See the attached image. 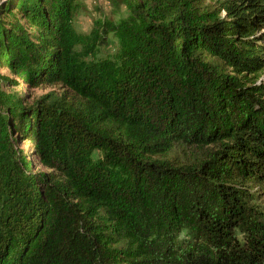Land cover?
Returning a JSON list of instances; mask_svg holds the SVG:
<instances>
[{
	"label": "trees",
	"instance_id": "obj_1",
	"mask_svg": "<svg viewBox=\"0 0 264 264\" xmlns=\"http://www.w3.org/2000/svg\"><path fill=\"white\" fill-rule=\"evenodd\" d=\"M87 1L0 6V264H264V0Z\"/></svg>",
	"mask_w": 264,
	"mask_h": 264
},
{
	"label": "rangeland",
	"instance_id": "obj_2",
	"mask_svg": "<svg viewBox=\"0 0 264 264\" xmlns=\"http://www.w3.org/2000/svg\"><path fill=\"white\" fill-rule=\"evenodd\" d=\"M7 0H0V6L6 2ZM227 0H206L205 4L210 5V9L215 11L220 10L221 4ZM86 3L87 6L83 9V12L76 22V28L79 32H87L88 28L85 26H90L88 23L92 18L98 17L100 14H105L111 17V10L106 7L105 2L102 0L100 2V6H102L101 10L97 12L96 6L99 1L97 0H88ZM88 11V12H87ZM86 12V13H85ZM103 17V16H101ZM25 26L28 28L26 22H24ZM117 46L116 40L112 37L108 38L107 44H104L100 47L99 55L100 57H105L114 52ZM0 74L4 77L8 78L12 83L7 87L4 86V90L8 93H16L19 96L23 97L25 101L32 105L36 103L39 99L45 96L57 97L64 92L59 85L55 83H47L38 88H31L25 82H23L20 78L15 76L10 70L0 67ZM257 82V84L264 85V72L259 73L253 80ZM53 99V98H52ZM17 137V135H16ZM18 149L24 153L28 157L29 160L33 163V171L34 173H52L53 170L45 167L41 164L38 156L36 155L34 144L30 140H25L24 138L18 141ZM206 150H196L192 147H187L184 145H179L173 148L172 152L169 154V157L175 159L179 163H188L194 162L196 160H200L203 158ZM254 198L255 203L258 209L264 213V187H255L254 188Z\"/></svg>",
	"mask_w": 264,
	"mask_h": 264
}]
</instances>
